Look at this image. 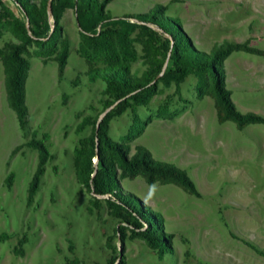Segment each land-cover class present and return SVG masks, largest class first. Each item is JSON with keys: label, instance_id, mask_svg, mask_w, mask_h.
Returning a JSON list of instances; mask_svg holds the SVG:
<instances>
[{"label": "rangeland", "instance_id": "374dc122", "mask_svg": "<svg viewBox=\"0 0 264 264\" xmlns=\"http://www.w3.org/2000/svg\"><path fill=\"white\" fill-rule=\"evenodd\" d=\"M2 1L0 50L18 41L11 25L14 16L23 17L15 3ZM28 1L40 22L42 0ZM157 6L163 7L160 16L178 21L197 50L244 43L257 51L233 50L221 66L236 110L264 118V0H109L101 12L108 19L98 20L63 7L54 44L30 43L22 54L27 61L22 120L7 103L0 55V264H102L113 255L123 256L124 264H264V123L238 129L228 119L218 120L221 106L206 76L198 81L187 72L177 87L173 80L158 81L148 101L134 109L140 122L132 132L141 130L133 138H127L134 122L130 108L108 121L109 138L125 142L127 155L142 145L154 159L185 170L195 185L197 196L173 183L121 177L116 169L121 190L160 214L162 231L172 235L168 251L159 255L138 238L120 242L119 218L82 182L80 140L110 100L101 74L125 65L127 75L140 80L146 64L137 29L128 36L134 59L124 58L116 46L92 52L81 34L123 29L138 23L126 16ZM46 23L51 32L47 9ZM62 36L68 53L58 71L55 55ZM32 139L42 141L49 157L29 200L37 164ZM91 161L95 167V157Z\"/></svg>", "mask_w": 264, "mask_h": 264}, {"label": "trees", "instance_id": "16d2710c", "mask_svg": "<svg viewBox=\"0 0 264 264\" xmlns=\"http://www.w3.org/2000/svg\"><path fill=\"white\" fill-rule=\"evenodd\" d=\"M22 12V19L13 17L12 32L16 36V42H8L0 50L1 59L6 68L5 85L6 100L15 111L18 119L22 120L25 114L23 104V81L27 69V61L22 55L28 44L37 45L54 44L60 33L58 18L60 11L65 6H72L76 13L94 14L95 19H108L101 15L103 6L109 0H78L79 4L71 3V0H49V14L53 20V28L48 32L46 23V3L42 0L43 18L40 22L35 20L37 8L28 0H11ZM3 1L0 0V6ZM162 6L153 7L146 12L130 14L126 17L135 18L138 23H128L123 29L104 27L97 33H82L87 47L92 52L99 50L110 51L116 46L120 54L126 59H134L135 51L129 44L128 36L137 29L135 40L140 44L142 61L146 64L141 79L131 78L127 75L125 65L115 69H109L102 73L101 77L106 82V92L110 100L105 102L104 110L109 108L99 119L94 120L90 132L80 140L79 153H82L80 168L82 182L87 191L102 198L108 212L117 216L119 241L126 237L141 239L145 245L158 252L159 255L170 249L171 234L162 231L161 217L157 211L150 209L131 192H123L116 178V169H119L121 177L132 179L141 175L147 184L155 181L176 184L188 193L197 196L198 192L193 181L186 171L173 163L156 160L150 151L142 145H135L134 151L127 155L128 145L125 142H115L107 134L108 121L114 115L120 114L125 108L133 112L132 128L127 133V138H133L140 128L132 132L135 123H139L138 116L134 112L136 106L148 101L158 81L167 83L174 81L177 87L179 81L187 72L196 75L198 81L206 76L209 79L213 95L221 106V112L217 113L218 120H230L240 129L251 123H264V118L258 114L241 113L234 107L230 99V91L224 85L222 61L233 50H242L256 53L257 51L244 43H226L217 46L208 52L193 48L184 32L180 29L176 19L160 16ZM78 15V14H77ZM33 25L28 30L24 26L23 19ZM42 23V24H41ZM96 21L92 22L90 30ZM154 25L156 28L149 26ZM161 29L169 37L159 33ZM86 31V30H85ZM48 34V36H47ZM46 39H43L46 37ZM172 40V43H170ZM58 51L55 55L57 69L61 71L68 53L67 38L62 36L58 41ZM169 50V63L166 64L162 74L155 78L163 65L167 51ZM111 52V51H110ZM154 82L148 84L152 79ZM199 85V84H198ZM111 106V107H110ZM84 118L82 123H85ZM30 145L37 150V164L28 186V199L34 194L38 179L43 171V164L49 157L48 151L42 141L32 139ZM96 158V166L91 161ZM93 203L97 201L93 197ZM102 264H124L123 256H110Z\"/></svg>", "mask_w": 264, "mask_h": 264}, {"label": "water", "instance_id": "95a60500", "mask_svg": "<svg viewBox=\"0 0 264 264\" xmlns=\"http://www.w3.org/2000/svg\"><path fill=\"white\" fill-rule=\"evenodd\" d=\"M46 9H47V11H48V13H49V12H50L49 0H47V3H46ZM149 26L155 28L154 25H149ZM25 28L28 30V27H27V26H25ZM158 30H159V33H161L163 36H165V37H169V38H170V36H169L167 33H165L164 31H162L161 29H158ZM170 43H172V40H170ZM168 57H169V50H168L167 53H166V56H165V59H164L163 65H162V67H161V70H160V72H159L158 74H156L155 78H157L158 76H160V75L162 74V72H163V70H164V68H165V66H166V64H167ZM155 78L152 79L148 84L154 82ZM110 107H111V106H110ZM108 109H109V108H106V109L103 111L102 115H103ZM102 115L99 117V119L102 117ZM98 121H99V120H98ZM96 158H97V157L95 156V159H96ZM103 197H105V196H103Z\"/></svg>", "mask_w": 264, "mask_h": 264}]
</instances>
